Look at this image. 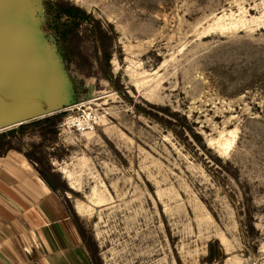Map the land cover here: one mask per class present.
<instances>
[{
  "label": "rangeland",
  "instance_id": "1",
  "mask_svg": "<svg viewBox=\"0 0 264 264\" xmlns=\"http://www.w3.org/2000/svg\"><path fill=\"white\" fill-rule=\"evenodd\" d=\"M22 1L60 107L102 117L0 152L52 183L95 264H264V0Z\"/></svg>",
  "mask_w": 264,
  "mask_h": 264
},
{
  "label": "crops",
  "instance_id": "2",
  "mask_svg": "<svg viewBox=\"0 0 264 264\" xmlns=\"http://www.w3.org/2000/svg\"><path fill=\"white\" fill-rule=\"evenodd\" d=\"M0 264H95L58 194L14 151L0 157Z\"/></svg>",
  "mask_w": 264,
  "mask_h": 264
},
{
  "label": "water",
  "instance_id": "3",
  "mask_svg": "<svg viewBox=\"0 0 264 264\" xmlns=\"http://www.w3.org/2000/svg\"><path fill=\"white\" fill-rule=\"evenodd\" d=\"M50 59L30 35L24 2L0 0V132L63 109L47 68Z\"/></svg>",
  "mask_w": 264,
  "mask_h": 264
},
{
  "label": "trees",
  "instance_id": "4",
  "mask_svg": "<svg viewBox=\"0 0 264 264\" xmlns=\"http://www.w3.org/2000/svg\"><path fill=\"white\" fill-rule=\"evenodd\" d=\"M54 8L56 10V18H59L60 16H66L68 18L79 16L82 20L88 19V17L84 14V12L76 7H68L61 3H57L54 5ZM65 37H67V32L64 33V38ZM63 58L64 56H62V59ZM105 59L108 60V57L106 56ZM62 117H63V114H53V115L46 116L41 119L30 121L28 123L19 125L17 127L11 128L5 132L0 133V142L3 139L9 138V137L22 138V137L29 135L30 133L34 131H41L46 128H51V131L54 134L55 127L61 121ZM1 145L2 144L0 143V146ZM10 150H13V148L11 146H8L4 152H0V157L6 154L7 152H9ZM17 152L21 153L20 151H17ZM24 156L28 161L31 160L29 156L27 155H24ZM39 175H40V178L48 185V187L52 191L56 190L55 187L52 185V183L42 173H39ZM82 240L84 243H86V240H84L83 237H82Z\"/></svg>",
  "mask_w": 264,
  "mask_h": 264
},
{
  "label": "built area",
  "instance_id": "5",
  "mask_svg": "<svg viewBox=\"0 0 264 264\" xmlns=\"http://www.w3.org/2000/svg\"><path fill=\"white\" fill-rule=\"evenodd\" d=\"M61 121L57 124L59 137L84 140L93 135L101 121V114L83 103L63 108Z\"/></svg>",
  "mask_w": 264,
  "mask_h": 264
},
{
  "label": "bare ground",
  "instance_id": "6",
  "mask_svg": "<svg viewBox=\"0 0 264 264\" xmlns=\"http://www.w3.org/2000/svg\"><path fill=\"white\" fill-rule=\"evenodd\" d=\"M225 145H229V144H225ZM66 175H67V178L70 177V175H68L67 173H66ZM79 212H80V214H83V213L85 212V210L82 209V210H80Z\"/></svg>",
  "mask_w": 264,
  "mask_h": 264
}]
</instances>
